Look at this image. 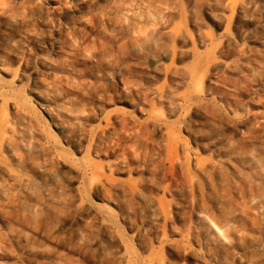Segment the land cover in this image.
Segmentation results:
<instances>
[{"label":"rangeland","instance_id":"1","mask_svg":"<svg viewBox=\"0 0 264 264\" xmlns=\"http://www.w3.org/2000/svg\"><path fill=\"white\" fill-rule=\"evenodd\" d=\"M131 1L0 0V264H264V0Z\"/></svg>","mask_w":264,"mask_h":264},{"label":"bare ground","instance_id":"2","mask_svg":"<svg viewBox=\"0 0 264 264\" xmlns=\"http://www.w3.org/2000/svg\"><path fill=\"white\" fill-rule=\"evenodd\" d=\"M142 1V0H141ZM154 1V0H153ZM157 3H165L163 2L162 0H155ZM168 2V1H167ZM130 3V2H129ZM131 3H133V0L131 1ZM130 3V4H131ZM146 3V2H144ZM243 3V2H242ZM241 3V5H242ZM134 4V3H133ZM138 4V3H137ZM148 4V3H147ZM169 4V3H168ZM123 5V4H122ZM143 5V4H142ZM124 6V5H123ZM139 7V5H137ZM153 6V5H151ZM122 6L120 5V8ZM131 7V5H130ZM167 7V5H166ZM174 7V6H173ZM115 8H117V5L115 6ZM123 8V7H122ZM137 8V7H136ZM143 8V7H142ZM154 9V7H152ZM134 9V8H133ZM148 8H146L147 10ZM206 9V13L211 17L212 20H220L221 17L220 16H215L212 12H210V9L208 8V6L205 7ZM116 10V9H115ZM139 11V10H138ZM240 10L238 9V14L241 18V20H243V22L246 20H248V17H246V15L244 16L242 13L240 14L239 12ZM134 12V11H133ZM132 12V13H133ZM153 12H155L153 10ZM127 14H130V13H127ZM144 14V13H143ZM149 14V13H148ZM155 14V13H154ZM163 16V15H162ZM150 17L151 15L149 14V16L147 15H138V12L134 13L133 15L131 14L130 18L128 19V22H127V19H126V24H124L122 26V35L123 37H125V42H122L121 44V50H120V53L121 54H125L127 53L128 51H136L139 49V43H142L143 45L144 44H150L153 43V38L151 35H148V34H144V35H140L139 37L137 38H133L132 34H133V31L135 30V27L138 23H148L150 21ZM161 17V16H160ZM162 18V17H161ZM153 19V18H152ZM161 20V19H160ZM218 20V21H219ZM153 21V20H152ZM151 21V22H152ZM249 21V20H248ZM150 22V23H151ZM221 23V22H220ZM151 25V24H150ZM156 30V29H154ZM153 33H156L155 31H153ZM169 34V33H168ZM162 37V36H161ZM166 38V37H165ZM156 39H154V42H155ZM182 40V39H181ZM155 44V43H153ZM145 46V45H144ZM149 48V47H148ZM264 48V47H263ZM155 49H156V46H155ZM157 52V51H156ZM165 53V52H164ZM163 53V54H164ZM165 56V54H164ZM159 57V55H158ZM153 59V58H151ZM236 67V66H235ZM264 68V66H261ZM233 69V68H232ZM114 70V68H113ZM231 72V71H230ZM238 73V72H237ZM256 75V73L254 74V76ZM253 76V77H254ZM253 79V78H252ZM2 144V143H1ZM0 144V145H1ZM3 147L5 149H9V145L7 143L3 144ZM30 147V145H29ZM254 150V148H253ZM30 151V150H29ZM254 153V152H253ZM261 154V153H260ZM258 155V154H257ZM249 159H250V162L252 164H254V167L258 169L259 173L261 174V180L264 184V163L262 161H260L258 158L254 157L253 154H249ZM259 156V155H258ZM246 163V162H245ZM247 165V163H246ZM1 171H2V175L6 178L7 181H12L13 182V185L11 184H8L7 182L4 181V183H0V198H1V201L7 203V204H10L11 206L13 207H16V205H20L21 202H20V199L18 198V196H15L12 191L14 190H17V189H20L21 190V194L28 197L30 199V202H32L33 204V208H30L28 209V220H29V225L27 224V231L29 232L27 235H28V238L32 235V233H34L35 231H37L41 226H42V223H43V218H42V215H39V212H38V205L37 207L36 204L38 203V196L36 194H33L31 192V189H32V184H31V181L29 178L25 177V176H22V175H18V174H15L13 173L11 170H9L7 167H4L2 166L1 167ZM3 181V180H1ZM0 181V182H1ZM259 183V182H258ZM36 188V187H35ZM256 191H257V202L255 201H252V203L256 206V204H261L262 205V209H264V186L262 185H258L255 187ZM254 197V195H253ZM250 200V199H249ZM249 202V201H248ZM247 202V203H248ZM253 205V206H254ZM254 206V207H255ZM5 207V206H4ZM7 209V208H6ZM26 209V208H25ZM251 209V208H249ZM12 211V210H11ZM260 213L263 214L264 211L263 210H260ZM31 239V238H29ZM35 253H46L47 250L45 248H42L41 246H38L35 250H34ZM37 264V263H36Z\"/></svg>","mask_w":264,"mask_h":264}]
</instances>
